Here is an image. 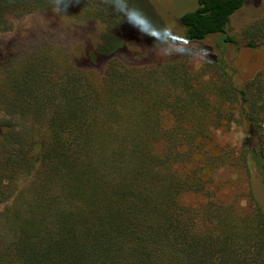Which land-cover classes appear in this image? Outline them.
Returning a JSON list of instances; mask_svg holds the SVG:
<instances>
[{
  "label": "trees",
  "instance_id": "obj_1",
  "mask_svg": "<svg viewBox=\"0 0 264 264\" xmlns=\"http://www.w3.org/2000/svg\"><path fill=\"white\" fill-rule=\"evenodd\" d=\"M244 3L197 0L177 23L202 41L225 33ZM49 9L102 29L78 55L34 49L7 76L1 100L30 124L0 121V264H264V210L251 190L243 211L180 200L209 195L221 167L255 168L264 184V80L238 86L222 60L208 84L178 64L126 63L130 0H0V30ZM259 43L264 30L246 46ZM233 123L238 149L213 135Z\"/></svg>",
  "mask_w": 264,
  "mask_h": 264
},
{
  "label": "rangeland",
  "instance_id": "obj_2",
  "mask_svg": "<svg viewBox=\"0 0 264 264\" xmlns=\"http://www.w3.org/2000/svg\"><path fill=\"white\" fill-rule=\"evenodd\" d=\"M136 17L130 18L123 45L118 50L121 60L135 67L158 68L162 64H178L205 84L216 68L215 61H225L232 67L233 80L243 86L256 77L264 80V45L246 46L264 30V0H245L231 17L225 33L212 34L202 41L187 40L179 27V16L197 6V0H130ZM134 28L147 30L138 36ZM101 25L97 22L75 23L58 9L31 13L13 20L10 30H0V121H8L24 130L30 118L22 108L1 100L7 90V76L17 69L27 54L34 49H45L58 59L66 52L78 55L83 47L95 45ZM229 35L235 43L225 40ZM83 46V47H82ZM168 122L169 118L165 117ZM242 128L233 123L215 131L214 140L221 146L238 149ZM209 195L184 192L182 203L197 208L207 199L224 205L232 204L237 211L247 205L249 190L264 210V184L255 168L248 175L240 167H221L213 172ZM210 196V197H207Z\"/></svg>",
  "mask_w": 264,
  "mask_h": 264
},
{
  "label": "clouds",
  "instance_id": "obj_3",
  "mask_svg": "<svg viewBox=\"0 0 264 264\" xmlns=\"http://www.w3.org/2000/svg\"><path fill=\"white\" fill-rule=\"evenodd\" d=\"M129 15H130V18H135V20L139 18V17H136L134 13L129 14Z\"/></svg>",
  "mask_w": 264,
  "mask_h": 264
}]
</instances>
